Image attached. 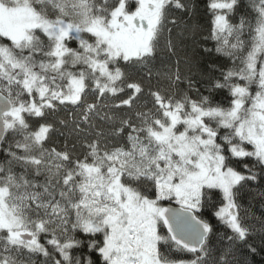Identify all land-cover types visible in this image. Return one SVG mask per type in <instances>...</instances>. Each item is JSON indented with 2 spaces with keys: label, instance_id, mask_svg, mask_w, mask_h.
<instances>
[{
  "label": "snow or ice",
  "instance_id": "6c2138e0",
  "mask_svg": "<svg viewBox=\"0 0 264 264\" xmlns=\"http://www.w3.org/2000/svg\"><path fill=\"white\" fill-rule=\"evenodd\" d=\"M207 10L205 30L196 0H0V264H249L264 0Z\"/></svg>",
  "mask_w": 264,
  "mask_h": 264
},
{
  "label": "trees",
  "instance_id": "16d2710c",
  "mask_svg": "<svg viewBox=\"0 0 264 264\" xmlns=\"http://www.w3.org/2000/svg\"><path fill=\"white\" fill-rule=\"evenodd\" d=\"M207 2L208 0H196L197 4V19L199 23L204 27L206 30L209 27V21H210V15L207 10ZM174 42L177 45L176 51L177 55L181 58L183 57H189L191 58L195 53V48L189 39H178L174 35ZM163 38L161 39V55L166 57L167 59L164 61L165 64H171L172 61L175 59L174 57H168V54L166 51H163ZM73 47H75V44H72ZM226 63L228 66H230L229 61L221 60L218 61V64ZM153 72L159 70V71H166V67H162V61L158 58L152 65H151ZM189 68L191 69L192 74H196L199 71L203 69V64H200L199 67H197V64L195 61L191 65H184V63H181V70L187 73L189 71ZM157 83L156 79L154 78L152 80V84L155 85ZM163 83V82H161ZM62 140V138H60ZM247 206V200L245 201ZM260 209L261 205L259 201H255L252 203V212L255 214V216H260ZM248 225L255 226L257 229V232L253 236V241L256 244L258 248V252L254 257H249V264H264V251H260L259 249L264 248V232L259 231L261 228V224L259 221L252 218V215L250 214L249 217L245 221ZM246 251V249L244 250ZM239 254V253H238Z\"/></svg>",
  "mask_w": 264,
  "mask_h": 264
}]
</instances>
